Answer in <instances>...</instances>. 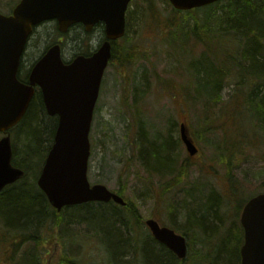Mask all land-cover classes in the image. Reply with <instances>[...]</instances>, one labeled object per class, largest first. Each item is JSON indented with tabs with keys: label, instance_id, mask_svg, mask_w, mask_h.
Wrapping results in <instances>:
<instances>
[{
	"label": "rangeland",
	"instance_id": "obj_1",
	"mask_svg": "<svg viewBox=\"0 0 264 264\" xmlns=\"http://www.w3.org/2000/svg\"><path fill=\"white\" fill-rule=\"evenodd\" d=\"M139 1L133 0L130 8L135 9ZM16 2L0 0V13L8 14ZM158 3L163 12H169L171 6L166 8L160 0ZM147 22L139 21L138 25L132 22L127 38L130 44L127 40L118 43L120 53L104 72L89 133L87 175L90 183L121 190L122 196L138 211L127 229L136 232L147 229L145 220L154 218L179 232L178 229L187 227V212H195L211 188L229 193L228 165L230 179L239 194L248 198L253 192L263 191L264 142L259 133L253 134L248 119L233 114L225 129L231 135L243 133L246 137L232 145V160L227 158L228 152L223 154L219 150L222 131L204 132L203 102L192 98L193 83L187 70L189 61L196 62L203 53L212 57L214 44H198L187 54L182 53L162 43L163 33ZM61 35L62 55L69 60L86 49L95 50L104 32L102 26H96L85 33L77 25L60 34L54 21L41 23L29 38L19 72H26ZM124 47L130 48L129 58L123 56ZM234 89V84L223 83L221 99L210 109L212 117L229 112ZM181 122L188 125L199 149L194 157H188L179 139ZM169 138L176 157L174 169L167 171L165 164L156 167L153 159L155 151H162ZM175 178L179 180L174 182ZM235 202L230 198L227 209L217 210L221 221L215 224V229L226 235L237 231L240 237L237 223L240 213L236 217ZM75 210L65 209L61 217L49 218L46 226L32 230L13 231L0 219V264H110L106 244L99 242L105 237L97 229L103 227L89 225L72 213ZM207 228H211L208 222ZM6 238L9 241L4 242Z\"/></svg>",
	"mask_w": 264,
	"mask_h": 264
},
{
	"label": "trees",
	"instance_id": "obj_2",
	"mask_svg": "<svg viewBox=\"0 0 264 264\" xmlns=\"http://www.w3.org/2000/svg\"><path fill=\"white\" fill-rule=\"evenodd\" d=\"M160 2L166 8L170 7L168 0ZM126 21L125 35L112 42L113 58L120 53L118 43L129 37L132 22L138 25L139 21L146 24L150 21V25L163 33L161 42L182 53L187 54L198 44H214L212 57L207 58L203 53L196 62L189 61L187 66L193 83L192 98L203 102L204 132L220 129L222 144L219 150L223 154L228 152L227 158L231 159L234 155L232 145L241 143L243 137H246L243 133L236 135L234 132L231 135L225 129L234 114L242 120L248 119L253 134L257 136L259 133L264 142V0H219L188 11L170 7L168 13L162 11L158 0H140L135 9L130 6L127 9ZM125 42L130 44L131 41ZM124 48L123 56L129 58L130 48ZM82 53L91 52L86 49ZM25 76L18 74L23 81ZM225 82L234 84V100L226 115L219 113L212 117L210 109L215 108L221 99ZM240 93L242 97L239 98ZM56 125L57 118L46 114L41 94L37 91L21 121L10 130L12 164L24 171L21 179L0 192V219L13 231L40 229L46 226L49 218L55 220V217H61L36 185ZM162 148V151L156 149L153 163L159 168L165 164L164 169L168 171L175 166L176 157L170 138ZM169 152L170 157L167 156ZM185 169L183 165V172ZM230 170L228 165L227 195L211 188L201 206L195 208V212H187V227L178 229L186 237L188 245V254L182 260L156 241L149 230L140 229L136 232L135 229H127L129 217L138 216V211L129 203L126 207H120L113 203L89 202L66 209H78V213L76 210L72 213L91 226L104 228L97 230L105 237L100 239L106 244L110 264H240L242 229H239L240 237L237 231H230L226 235L220 234L221 229H215L220 219L217 210L227 209L230 198L236 200V217L244 203L245 197L232 184ZM178 180L175 178L173 181ZM118 192L121 193V190ZM253 194L255 192L250 195ZM207 222L211 225L210 229L207 228ZM238 226L241 228L239 223ZM223 232H227V229Z\"/></svg>",
	"mask_w": 264,
	"mask_h": 264
},
{
	"label": "water",
	"instance_id": "obj_3",
	"mask_svg": "<svg viewBox=\"0 0 264 264\" xmlns=\"http://www.w3.org/2000/svg\"><path fill=\"white\" fill-rule=\"evenodd\" d=\"M131 0H19L10 14L0 13V191L24 175L11 163L9 130L25 115L38 87L46 113L56 115L53 142L46 154L37 185L49 203L60 211L65 206L123 198L104 184H90L87 177L90 155L89 131L103 72L111 59V42L125 34L126 10ZM180 11L206 6L219 0H168ZM55 21L65 33L74 24L90 32L102 24L104 40L90 55L78 54L64 62L55 43L34 63L27 82L17 77L21 56L34 26ZM180 137L190 156L198 148L184 123ZM243 243L240 264H264V192L252 196L242 208ZM146 224L153 236L179 258L187 252L183 235L155 220Z\"/></svg>",
	"mask_w": 264,
	"mask_h": 264
},
{
	"label": "bare ground",
	"instance_id": "obj_4",
	"mask_svg": "<svg viewBox=\"0 0 264 264\" xmlns=\"http://www.w3.org/2000/svg\"><path fill=\"white\" fill-rule=\"evenodd\" d=\"M126 23H127V21H126ZM99 25H101L102 27H103V25L100 23ZM126 25H125V30H126ZM122 38V37H121ZM263 92V91H262ZM184 124L186 125V127H187V129L189 130V128H188V125L184 122ZM179 132H180V127H179Z\"/></svg>",
	"mask_w": 264,
	"mask_h": 264
},
{
	"label": "flooded vegetation",
	"instance_id": "obj_5",
	"mask_svg": "<svg viewBox=\"0 0 264 264\" xmlns=\"http://www.w3.org/2000/svg\"><path fill=\"white\" fill-rule=\"evenodd\" d=\"M62 39H63V35L59 36L58 39H57V41H55V42L61 43L62 42Z\"/></svg>",
	"mask_w": 264,
	"mask_h": 264
}]
</instances>
